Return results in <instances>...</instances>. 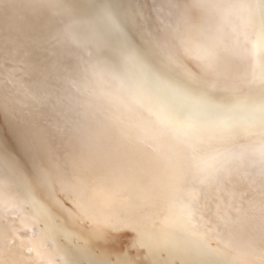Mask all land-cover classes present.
I'll list each match as a JSON object with an SVG mask.
<instances>
[{
    "label": "bare ground",
    "instance_id": "6f19581e",
    "mask_svg": "<svg viewBox=\"0 0 264 264\" xmlns=\"http://www.w3.org/2000/svg\"><path fill=\"white\" fill-rule=\"evenodd\" d=\"M0 264H264V0H0Z\"/></svg>",
    "mask_w": 264,
    "mask_h": 264
}]
</instances>
